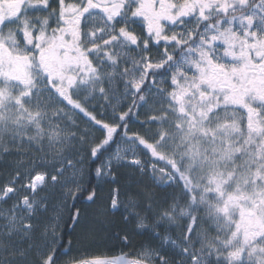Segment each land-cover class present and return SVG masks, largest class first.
<instances>
[{
  "label": "snow or ice",
  "instance_id": "snow-or-ice-1",
  "mask_svg": "<svg viewBox=\"0 0 264 264\" xmlns=\"http://www.w3.org/2000/svg\"><path fill=\"white\" fill-rule=\"evenodd\" d=\"M0 264H264V0H0Z\"/></svg>",
  "mask_w": 264,
  "mask_h": 264
},
{
  "label": "trees",
  "instance_id": "trees-1",
  "mask_svg": "<svg viewBox=\"0 0 264 264\" xmlns=\"http://www.w3.org/2000/svg\"><path fill=\"white\" fill-rule=\"evenodd\" d=\"M96 243H103V237H102V236L99 237V238L97 239Z\"/></svg>",
  "mask_w": 264,
  "mask_h": 264
}]
</instances>
